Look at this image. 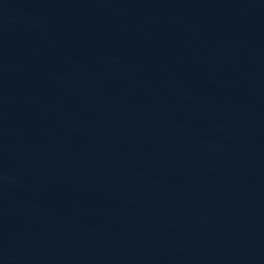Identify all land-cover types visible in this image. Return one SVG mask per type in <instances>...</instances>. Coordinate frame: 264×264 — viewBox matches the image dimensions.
<instances>
[{"label":"water","instance_id":"95a60500","mask_svg":"<svg viewBox=\"0 0 264 264\" xmlns=\"http://www.w3.org/2000/svg\"><path fill=\"white\" fill-rule=\"evenodd\" d=\"M264 174V0H0Z\"/></svg>","mask_w":264,"mask_h":264}]
</instances>
